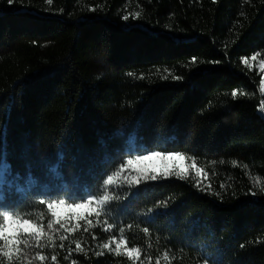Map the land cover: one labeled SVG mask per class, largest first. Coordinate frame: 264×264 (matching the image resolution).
<instances>
[{"label":"trees","instance_id":"1","mask_svg":"<svg viewBox=\"0 0 264 264\" xmlns=\"http://www.w3.org/2000/svg\"><path fill=\"white\" fill-rule=\"evenodd\" d=\"M263 80L264 0H0V264H264Z\"/></svg>","mask_w":264,"mask_h":264},{"label":"snow or ice","instance_id":"2","mask_svg":"<svg viewBox=\"0 0 264 264\" xmlns=\"http://www.w3.org/2000/svg\"><path fill=\"white\" fill-rule=\"evenodd\" d=\"M15 0H8V4L9 5H12L14 4ZM48 3L51 4L52 3V0H48ZM139 16V14H137V17ZM129 16L125 15L123 16V19L125 21L129 20ZM244 63H247V61L245 60ZM131 75V74H129ZM178 79V78H177ZM237 93L236 91H233L231 93V96L234 98L236 97ZM262 119H264V116L261 117ZM139 151V149H138ZM150 156H158L160 155L159 152H150L149 153ZM149 157L148 156H144V157H137V159H148ZM128 164H131L132 163V160H128L127 162ZM7 169H8V165L7 164H0V183H6V180L4 179L6 174H7ZM51 171L55 172L56 171V168L53 167L51 169ZM171 177V173H164L162 174L161 176H158L157 174L155 173H152V174H149V175H145L144 177V180L145 181H157L158 179H169ZM177 177L179 178V173H177ZM112 180H113V177L111 175H109L107 177V180L105 181V184L106 185H111L112 183ZM35 181L29 177V185H32L34 184ZM132 182L129 181V184H131ZM135 183L137 185L140 184V180L139 179H136ZM21 191H26V189H20ZM137 192L139 191V189L136 190ZM93 193V188L91 186H89V188L87 189V191H83V190H76V191H70L68 193L65 194L66 196V199L68 200H76V199H79V198H83V197H87L89 195H92ZM61 194V192H54V193H50L49 195H59ZM135 194V193H134ZM253 196H255V193H252ZM108 198L105 197L104 200H101V201H97V203L99 204H103L105 202V200H107ZM55 203V200L53 201V203H49L48 204V208L51 209L53 207V204ZM59 203L61 205H63L65 203V200L64 199H61L59 200ZM89 204L93 203V200H89L88 201ZM25 204H24V201H21V200H18L15 196H9L7 194L6 191H0V216H2L3 220L5 222H9V221H13L14 217L10 214L11 211H14L16 209H19L21 207H24ZM70 207L72 205H69ZM75 207H83L84 205L83 204H75L74 205ZM27 207H31V205H27ZM53 215H55L53 213ZM17 223L18 224H22V225H29V220H23V221H19L17 220ZM39 226H36L35 228H32L31 230L28 228V227H19L17 229V233H16V236H17V239L15 241H13L14 244H18V243H21V237H24V236H31V237H34L35 238V242H36V245L39 246L40 248H44L45 245L43 243H41V236L43 235V233L38 229ZM48 227L49 228H52V223L50 222L48 224ZM61 227H63V225H61ZM5 228H6V225L3 224V223H0V238L3 239V242H4V246L5 248H7L8 244H9V236L6 234L5 232ZM63 239V237L61 238ZM23 243H27L26 241H23ZM63 246V245H61ZM105 247H108L107 245H105ZM77 250L79 251L80 250V246H79V243H77ZM16 251L20 254V255H24L25 257L28 255L27 252H21L20 248H17ZM3 255L5 257H9L11 258L12 256V253L9 252V251H4L3 252ZM37 255L39 256V253H37ZM39 259L41 261H43L45 259L44 256H39ZM53 260H55L56 258L55 257H52ZM207 264V262H206Z\"/></svg>","mask_w":264,"mask_h":264},{"label":"rangeland","instance_id":"3","mask_svg":"<svg viewBox=\"0 0 264 264\" xmlns=\"http://www.w3.org/2000/svg\"><path fill=\"white\" fill-rule=\"evenodd\" d=\"M263 89H264V80H263ZM148 161L151 166H155L157 171H161L166 168H178L179 170L186 171L187 170V161L184 157L176 155V154H167L163 157L161 156H149ZM52 209L58 215H67L69 213H78L85 210H92L93 206L90 204H84L83 207H75L69 206L65 203L61 205L60 203H54ZM17 220L5 222L6 228L5 232L7 235L15 234L19 227H28L30 230L35 228L36 226L33 223H29V225L18 224Z\"/></svg>","mask_w":264,"mask_h":264}]
</instances>
